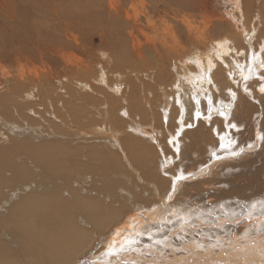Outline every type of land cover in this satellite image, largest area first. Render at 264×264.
<instances>
[{
    "label": "bare ground",
    "instance_id": "6f19581e",
    "mask_svg": "<svg viewBox=\"0 0 264 264\" xmlns=\"http://www.w3.org/2000/svg\"><path fill=\"white\" fill-rule=\"evenodd\" d=\"M136 1H105L98 15L75 8L60 15L53 6L52 15H23L24 0H6L0 41H18L13 54L27 60L34 53L54 57L53 46L70 47L78 35L107 30L102 49L111 48L120 43L113 33L141 28L130 16ZM144 2L153 13L143 15L146 23L162 19L174 44L146 35L153 45L146 56L140 52L133 62L124 52L114 59L107 53L105 68L63 55L68 65L82 64L81 80L46 89L47 78L37 77L26 92L15 85L3 91L0 115L20 118L28 111L41 119L32 104L38 97L49 122L19 125L0 117L25 141L15 145L1 136L7 144H0V264H264V0H241L245 31L224 38L218 32L224 21L215 18L210 0ZM196 11L208 21L197 24V15L186 14ZM200 25L204 31H197ZM208 40L216 49L202 57ZM189 45L199 48L197 57H188ZM71 140L74 149L62 144ZM225 157L246 174L224 166L214 176ZM259 161L250 174L247 168ZM181 174L185 179L177 181ZM203 207L237 216L213 223ZM238 224L246 229L242 236ZM154 226L162 227L157 240L137 241L140 228ZM218 229L219 239L211 238Z\"/></svg>",
    "mask_w": 264,
    "mask_h": 264
},
{
    "label": "rangeland",
    "instance_id": "374dc122",
    "mask_svg": "<svg viewBox=\"0 0 264 264\" xmlns=\"http://www.w3.org/2000/svg\"><path fill=\"white\" fill-rule=\"evenodd\" d=\"M79 1L80 0H49V1L47 0H24L25 7H24L23 15H52L51 14L52 6L62 11L60 15H69V11L71 8L80 10L82 13L87 14V15H98L97 8L101 4H103L104 9H106L107 6L105 4V1L106 3L109 2V0H81V3L79 4ZM136 2H138V4L135 6L136 9L130 12L131 14L130 16L132 18L131 19L132 21H136L137 18L141 20V26H140L141 28L138 29L141 31L134 30L133 32V30L128 29L123 33L122 37H120V33L123 30V29H120L117 32V34H114V33L112 34V38L114 40L120 39V43L119 44L117 43V45L111 48L102 49V45L104 44V42L108 41L109 39L108 37L109 31L107 30H99V32L86 33L85 35H78L76 44H73L70 47L53 46L51 48V52L54 57L50 55H46L43 58H41L39 54L34 53V55H31L30 59H27V60L23 59L22 57L20 58L16 57L15 54H13L15 49L20 47V44L18 41H15L13 43H8V41H5V42L0 41V94H1L0 97L3 95L2 93L4 90L6 91L8 90V87L10 85L20 86L21 87L20 92L22 91L26 92L28 89L31 88V86H36L35 81L37 77L47 78L46 80L48 82L45 83L46 89L52 86L56 89L59 83L61 84L60 89L61 88L64 89V87L68 85L67 82H65L64 80L68 79L69 82L72 80H77V81L81 80L79 79L78 75H76V70L80 68L82 64H76L75 62L72 61L70 62L72 65L70 64L68 65V63H66L65 60H63L62 58L63 55H67L70 57L75 56V58H78L80 62L81 60H83L85 63L89 61H93L94 63H102L103 68H105L107 53L112 54V58L114 59L113 57L114 53H116L117 55V54H120L121 52H124V54H121L122 57H124L125 59L132 60L133 62H135L136 59H138V54L140 52L142 53V55L146 56L147 52L153 47L152 44H149L150 39H146V35H149L152 37L156 36L159 39L163 38L167 40L168 42L174 44V42L170 38V36L172 37L171 31L167 28L166 23L162 19L154 20L148 24L146 23L143 15H147L146 14L147 12H149V15H153V13L150 11V5H148L147 2H144V0H141V2L140 1H136ZM236 2H238L239 5ZM57 3H59L61 6L56 7ZM212 4L214 6L213 10H214L215 18L221 19L226 23L225 24L223 22L220 25V29L218 30V32L221 34V38L227 37V35L231 34V32L243 33L245 31V27L243 26L244 17H243V13L241 12V8H242L241 0H210V6H212ZM5 5H6V0H0V12L5 10ZM129 7H126V9L128 10ZM77 14L79 13L76 12L73 15H77ZM186 14L197 15L198 16L197 24L199 23L201 24L202 22L208 21V17L205 18L203 12L200 13L199 11H196L195 13L188 12ZM104 15H106L105 11H104ZM115 16H118V15H115ZM202 16H204V18ZM254 22H256V20H254ZM168 23L170 25L172 21L168 19ZM108 24H109V19H105L103 26H107ZM227 24L229 25L231 24V27L228 26ZM256 28H257V35H258L261 27L258 26ZM204 30H205L204 25H200L197 29V31H204ZM79 38H82L83 40H85V43H84L85 45L83 44L82 40ZM255 39L256 38H253V41L257 42V40L255 41ZM18 40H19V37H18ZM7 43L8 45L5 46ZM206 44H207V52L199 53V55L202 54L201 55L202 57H209L210 54H213L216 49L215 42L208 40ZM243 45H246V44L244 43ZM185 46H187V44L182 43V47H185ZM140 47L141 49L136 53L134 49H138ZM182 47L180 46L179 50ZM189 47L191 48L192 52L191 54L188 55V57L193 54L194 55L191 57H197L198 55L197 52L199 48L195 45H189ZM263 49H264V46H263ZM201 50H204V49L201 48ZM65 67H67V69L71 71L69 72L64 71L63 69ZM69 75H73L72 78H69ZM22 79H24V82H21ZM27 81L29 82V84L26 86L25 82ZM75 90L79 91L78 88L76 87H75ZM18 96L20 97L21 94H19ZM41 101L42 100L38 99V97L32 101V104H37L36 107L33 106V109L34 111L36 110L39 111V116L41 117V119L38 116H33L32 115L33 113L32 112L29 113L28 111H26V114H22L20 118H10V117L2 116V115H0V117H4L5 119H7L6 120L7 122H10V120H13L16 122V124H19V125L20 124L24 125V122H30V124H33L35 121L38 125H40L41 123H43L42 119H44V122L45 121L49 122V120H47L49 119L48 116L44 114L43 109L39 107L41 103H43ZM44 108L46 109V106ZM52 111L61 112L62 108L54 107ZM65 112L66 111L62 112L61 114L63 116H67V113ZM90 113L94 114L95 116L96 110L95 111L91 110ZM31 118L33 119V121ZM220 118L223 119V117H220ZM92 121L93 120L89 118L88 122H92ZM88 126H89L88 123H86V125L82 126V128L88 129ZM0 132H1L0 133L1 134L0 144L5 142L1 139V136L12 138L13 139L12 143L15 145L21 144L20 142H25L24 135L19 136V138L15 135H12V132H13L12 129L9 126L4 125L1 121H0ZM26 137L31 139L27 142H31L34 145H37L38 141L36 137H29V136H26ZM72 141L74 142L72 145H70V143H67V142L66 143L65 142L62 143V141L60 142L68 146V148L74 149V147L76 146L75 144H77V142L76 140H71V142ZM4 144H7V143H4ZM11 150L15 154H18V155H20V153L22 152V150L16 147H13V148L11 147ZM225 160H226V157L222 158L221 164L216 165L213 168L214 176L218 175L221 171V167H224V166H228L229 168H231L233 170L232 173L239 174L240 177L246 174V170H244L241 166L234 165L233 163L231 164ZM244 164L247 165L248 163L244 162ZM260 166H261V162L259 161L254 165L253 168H247V170L250 172V174L251 173L254 174L256 171V168ZM234 201L235 199L225 204H231ZM225 204H223L224 207H225ZM203 209L207 211L206 212L207 214H210L212 216L213 223H215L219 217L228 218L229 220L231 217L237 216V213L235 212L230 213L227 209H224V208H222L223 210H221L220 212L214 211L211 208L208 209L207 207H203ZM216 227L221 228V231H222L224 225L222 226L216 225ZM236 227L238 228V230L242 229L241 232H236V233L239 236L244 235L246 229H244L241 226V224H238ZM160 228L162 227H159V229ZM159 229L156 228V226L149 227V228H146V227L140 228L139 230L140 237L137 239V241L142 242V243H145L147 241V243H149L152 240H157L160 237V235L158 234V232L160 231ZM218 232H220L219 229L218 231L215 230V233L217 234L212 235L211 238L219 239ZM232 232H235V231H230L228 235L227 234L225 235V239H226L225 241H231L230 236L232 235ZM248 236L251 237L252 235L248 234ZM141 237H143L144 240H141ZM162 237L163 239H167L168 234L164 233Z\"/></svg>",
    "mask_w": 264,
    "mask_h": 264
},
{
    "label": "snow or ice",
    "instance_id": "6c2138e0",
    "mask_svg": "<svg viewBox=\"0 0 264 264\" xmlns=\"http://www.w3.org/2000/svg\"><path fill=\"white\" fill-rule=\"evenodd\" d=\"M245 79H247V78H245ZM262 90H264V89H262ZM197 115H199V113H197ZM224 147H225V145L221 144V148L223 149ZM249 147H251V145ZM212 155H213L214 158L220 159V157L217 156L215 152ZM231 155L232 156H236V155H238V153L237 152H232ZM184 179H185V175L184 174H181V175L176 177L177 181H182ZM174 190H175V186H174ZM130 243H135V241H130ZM109 254L112 255V254H114V252H110Z\"/></svg>",
    "mask_w": 264,
    "mask_h": 264
}]
</instances>
